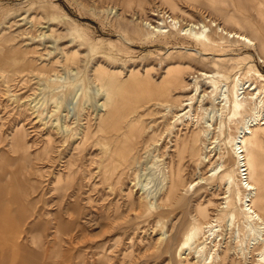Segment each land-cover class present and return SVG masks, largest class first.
<instances>
[{"label": "rangeland", "instance_id": "obj_1", "mask_svg": "<svg viewBox=\"0 0 264 264\" xmlns=\"http://www.w3.org/2000/svg\"><path fill=\"white\" fill-rule=\"evenodd\" d=\"M167 16L211 27L220 42L216 53L226 59V75L240 71L237 77L252 78L259 88L264 87V0H0V250L7 248L11 253L6 264H23L30 256L36 264H54L50 253L57 244L56 228L60 219L68 228L72 216H77L76 228L69 236L63 234L62 258L56 264H187L188 254L192 264H209L194 254L199 242L187 255L180 256L179 247L194 225L204 241V228L212 221L222 239L219 253L233 239V247L239 249L231 257L245 264L248 254L250 264L257 263L261 247L252 240L255 233L240 220L232 230L226 227L228 210L222 207L227 206L223 199L227 189L219 173L210 177L218 164L236 168L235 156L224 144L236 134L243 116L229 122L211 109L214 100L231 89L236 76L227 84L208 85L210 80L200 76L211 74L202 65V46L173 31L150 35L145 24L158 26ZM219 27L228 32L242 29L257 45L238 43L220 33ZM121 37L132 44H124ZM96 68L117 74L126 86L124 100L138 108L137 118L149 124V136L157 141L159 149L152 150L151 162L144 159L134 174L122 175L119 166L104 158L95 139H84L86 128L97 132L95 110L102 102V91L92 81ZM176 73L185 81L172 90L173 99L185 101L199 88L198 95L208 96L202 105L196 98L192 118L201 126L212 124L220 134L213 133L215 149L206 154L209 158L203 165L186 154L185 187L177 200L169 206L156 204L154 210H140L139 200L148 197L153 203L155 196L162 197V169L174 155L175 141L181 144L202 130L176 119L184 109L178 104L165 109L154 102V87L168 86V74ZM18 129L25 131L23 152H14L12 146ZM261 157L264 160V152ZM153 159L161 162L153 164ZM200 174L210 181L188 189ZM240 206L235 197L230 210L239 219ZM43 219L49 223L44 235ZM5 228H14V241L2 237ZM39 235L42 242L37 248L33 238Z\"/></svg>", "mask_w": 264, "mask_h": 264}, {"label": "bare ground", "instance_id": "obj_2", "mask_svg": "<svg viewBox=\"0 0 264 264\" xmlns=\"http://www.w3.org/2000/svg\"><path fill=\"white\" fill-rule=\"evenodd\" d=\"M195 23H185L184 21L177 19L174 16H167V20L165 19V21H163V23L161 24H158V26H152V24L150 23H147L145 25L148 27L147 29L150 35H157V34L163 35V34H167L173 31L174 33L177 32V33H180L184 37L192 39L197 44L202 46L203 49L201 50V53H200L202 57V60H201L202 65L206 66L210 70L211 74L204 73V74H201L200 76L204 77L207 80V82L208 80H210L208 82V85L210 84L213 87H216L217 86L216 84H219L221 82H224V83L226 82L225 84H227L229 81H231V79H233L232 77L236 76L233 79L235 83L231 87V89L228 92L221 93L220 98L215 99L214 103H212L211 105V109L214 111L215 114L219 113L223 119L228 120L229 122H232L233 120H237L243 116V118L239 122V126L236 128V134L234 136L231 135L230 137H228L227 142L224 144L230 147L231 151L233 152L235 159H236L234 167L236 168L233 170H231L230 168L226 169L225 166L227 164L226 165L224 164L225 166L223 164H218L217 167H215L214 169L213 168L211 169V172L213 174L210 177L214 176L216 173H219V179L224 180V183L227 189V192H226L227 195L226 197L223 198L226 201L225 204L227 206L222 207V209L228 210L226 227L228 229H231L232 226L236 224L237 220H240L241 222L243 221L244 226L246 225L245 228L247 227L250 229L251 233H255V238H253L252 240L254 242H258L257 247H261L260 248L261 252L260 253L257 252L258 253L257 257H259V259L258 260L256 259L257 263L256 262L255 263L264 264V160L261 157V152H264V100H262L263 97L261 98V92L264 91V87L261 86L259 88V86H257L256 82L253 81L252 78L249 79L247 77L242 80L241 76L237 77V74L240 71H237V73H235V75L233 76L226 75V70H227V67L225 66L226 59L222 58L224 57L223 55L216 53V49L220 47V44H219L220 42L212 34L211 27H208L203 22L198 21V23L197 22ZM209 23H211V21H209ZM212 25H213L212 27H215V28L218 27V25L215 23H212ZM221 27L218 28V31L230 37L231 39L236 40V42L238 43L243 42L245 44H249L254 47L257 45L256 43H253L251 41V39L248 37V35L246 34L244 30L236 27V30H238V32L236 31L228 32L222 29ZM167 28L169 30H167ZM121 38L124 44L130 46L129 43L131 42L129 40L125 39L124 37H121ZM168 77L170 79L169 81L170 83H168V86L161 84L160 86L154 87V92H155L154 102H156L158 106L165 107V109L171 108L178 104V107L184 108V109L181 110V112L183 113L175 116L176 119L183 118L184 122H189L190 124L193 125L192 127L196 125H197L196 127L201 126L200 125L201 122L199 120H196V118L195 119L192 118L193 117L192 115H194L192 114L194 110L193 104L195 103L194 101H196V98H198L197 102L202 105V103L206 102V101L204 102V100H205V97H207L208 95H205L204 92H203L204 95L202 96L201 94L198 95L200 92H199V88H197L196 91L194 90L195 93L192 96L190 97L188 96L189 98L186 97L187 100L185 101L175 100L173 99L172 90L178 87L180 84H184L183 82L185 80L182 82V76L180 73L171 74V75L168 74ZM118 78H117V74L112 73L110 71H105L102 68H96L94 70L92 81L93 83L98 85L99 86L98 88L100 89V91H102V98H101L102 102L95 110L96 111L95 120L97 122V132L96 134H92L90 129L86 128L84 132V139L85 140H87V138L95 139L96 144L100 146V148L104 151V154H105L104 158L106 160H112L113 164L116 165V167L119 166L118 168L122 169L123 171L122 175H123L126 172L133 173V172L138 171L137 167L143 166L144 159L149 164L151 161H149L148 158L149 157L151 159L153 158L152 150L155 148H158L157 147L158 144H157V141H155V139L152 137L153 135L149 136V130H150V127H148L149 124H147L148 126H146V124L143 122V119L141 120L140 118H137L138 108H135V109L131 108L124 100L123 91L125 90L126 86L122 85L120 81L118 80ZM206 80H204V82ZM188 84L191 85L190 83ZM194 84L196 85V82H194ZM215 104L216 105L218 104L220 107H215ZM199 107H201L202 109L203 106H199ZM172 110H169V111H172ZM204 110L209 111V109H204ZM93 114L95 115V112ZM206 115H208V113ZM222 123L223 122H221L220 124V128H223L221 127L223 126ZM201 127H202V130H200L198 133L196 132L194 136L192 137H189V138L185 137L181 144L178 142V140H176L175 143L172 141L174 143L173 145L174 155L170 156L171 157L170 162L167 161L169 162L168 165L162 169V178H163L162 180L165 183V190L162 194V197L159 195L160 197L157 199L156 198L157 196H155L153 203H152V199L149 200L148 197L146 199L143 198L139 200L140 202H138L137 204L140 210H145V211L154 210L156 204L157 206L159 204H162L161 206L163 205L169 206V204L172 203V201L177 200L179 198V194L182 191V188L185 187L184 161H185V157L187 153H190V155L194 158H198V165L199 164L203 165L204 164L203 161L208 160L207 158H209V156H207L208 155L207 153H213V150L215 149L213 145L216 144V142L212 141L214 137V136L212 137V135L216 131V128H214L213 125L209 123ZM218 132H215V134ZM187 133H190V132H187ZM218 137L219 136H217V138ZM181 138H183V136ZM201 144L203 145L204 151H205L204 157H203L202 150H201L202 148ZM12 146H13L14 152L25 151V131H23V129L21 130L18 129L13 134ZM166 147L168 146L166 145ZM47 152L48 151H46V155H49V152L48 153ZM147 154L149 155L146 156ZM144 155L146 157H144ZM154 158H158V157H154ZM153 160H154V163L152 162L153 164H157L161 162L160 160L158 161V159H153ZM209 162H207V164ZM205 180L206 179H204L200 174V177L197 180L191 182L188 185V189L196 185L198 187L202 185H206L207 182L210 181V179H208L206 180V182L202 183V181H205ZM7 192H8V189H7ZM232 196H234V198ZM235 197H238L240 205H241L240 206L241 219H239V216L233 209L230 210V206L232 204L233 199H235ZM9 201H10V198H9ZM27 205H30L29 202L27 203ZM72 214L74 215V213ZM18 215L21 216V214H18ZM76 218L77 216L76 217L72 216V218L69 221L70 226L66 229H65L66 226L63 224L64 223L63 220L60 219L59 225L56 228L57 244L55 248L52 250V252L50 253V259L54 261V264H56L57 261L60 258H62L60 255V249H62V244L65 242V239L63 238V234H66L69 236L68 233L74 232V229L76 228L75 225L77 222ZM43 221H44V225L42 223L43 229L41 231L44 235L48 231L47 227L49 226V223L48 221L44 219ZM1 224L2 223L0 220V226ZM17 224H19V222ZM9 226L11 225L9 224ZM217 228H218V225H217ZM13 229L14 228H9V229L5 228V233L3 234L2 237L5 238L6 236H8V234H10L11 237L9 239L14 241L13 238L15 237L12 234ZM204 229L206 231V233L204 234V237H205L204 241L200 240L201 236L198 231V228L195 225L190 229V232L186 240L179 247L180 256L187 255V252L192 249V245L197 244V242H199V245L197 246V249L194 253L197 255L196 258L198 260L201 259L205 263L208 262L209 264H239V262H237V260L235 261V259L231 257L230 255L231 252L235 253V251L239 249L237 246L233 247L232 244L234 240L232 239L230 242H228L230 243V247L228 244L229 248L226 251L223 250L221 253H219L218 252L219 248L220 246H222L220 241L222 239L220 238L219 234H216L217 230L215 229L214 222L213 221L209 222ZM9 231L11 232L9 233ZM206 234H208V236H205ZM33 241L36 247L40 248L41 242H42L41 235L33 238ZM0 242L2 241L0 240ZM208 244H212V246L209 247ZM16 246L17 248H19L18 244H16ZM206 249H208V252L205 255L204 252ZM248 257H249L248 254L247 256L244 257V259H246L245 264H250V261L247 260ZM6 258L9 259V257H7V248L5 249L3 248L0 250V264H4L6 262L5 261ZM185 259H187V264H192L189 261V254L188 256H186ZM27 262H30V264H36L34 260L31 258V256L29 257V261Z\"/></svg>", "mask_w": 264, "mask_h": 264}, {"label": "crops", "instance_id": "obj_3", "mask_svg": "<svg viewBox=\"0 0 264 264\" xmlns=\"http://www.w3.org/2000/svg\"><path fill=\"white\" fill-rule=\"evenodd\" d=\"M2 189H3V188H2ZM2 189H1L0 193L2 192ZM10 237H11V235L8 234V236L5 237V240L9 239ZM9 240H10V239H9ZM5 253H6V252H5ZM7 254H8V253H7ZM10 255H11V253H9L7 257H9ZM12 256H13V254H12ZM16 256H18V255H16ZM16 256H15V257H16ZM28 257H29V256H28ZM16 259H17V258H16ZM27 261H29V258L27 259ZM27 261L24 259L23 264H24V263H25V264H30V262H27ZM5 263H6V262H5ZM5 263H4V264H5Z\"/></svg>", "mask_w": 264, "mask_h": 264}]
</instances>
